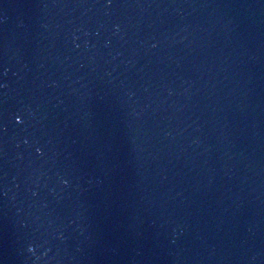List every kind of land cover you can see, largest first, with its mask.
Returning a JSON list of instances; mask_svg holds the SVG:
<instances>
[{"label": "water", "instance_id": "1", "mask_svg": "<svg viewBox=\"0 0 264 264\" xmlns=\"http://www.w3.org/2000/svg\"><path fill=\"white\" fill-rule=\"evenodd\" d=\"M0 264H264V0H0Z\"/></svg>", "mask_w": 264, "mask_h": 264}]
</instances>
